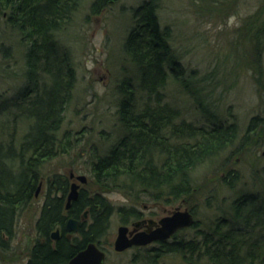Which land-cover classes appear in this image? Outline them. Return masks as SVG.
Instances as JSON below:
<instances>
[{
	"label": "rangeland",
	"instance_id": "obj_1",
	"mask_svg": "<svg viewBox=\"0 0 264 264\" xmlns=\"http://www.w3.org/2000/svg\"><path fill=\"white\" fill-rule=\"evenodd\" d=\"M143 1L116 0L93 13L92 0H81L71 21L57 33V41L68 52L76 74L72 98L64 107L58 132L63 148L59 147L57 155L43 162L36 194L21 209L8 247L0 249V264H25L29 248L37 238L35 221L45 197L46 179L53 174L66 179L67 194L74 182L78 192L97 191L113 206L100 248L105 252L104 264H209L202 256L191 260L166 247L159 250L158 244L155 249L150 244L116 251L113 243L118 227H131L136 222V217L127 218L120 208H132L140 211V218L158 220L175 209L192 207L195 219L204 228H208L209 219L216 217H226L228 225L235 228L229 211L234 200L242 194H257V202L264 206L263 128L251 137L242 152L234 151L233 145L194 168L191 178L197 189L186 199L156 200L149 195L134 199L117 188L118 184L103 187L93 181L92 160L96 155H104L122 131L117 116L122 80L129 78L137 87L135 68L126 60L122 44L133 23L132 9ZM159 4L160 24L171 29L164 101L178 109L179 118L193 125L212 127L235 122L242 135L249 118L264 106L262 88L255 80H264V40L254 53V40L249 38L243 20L259 10L263 13L264 0H159ZM24 51L19 36L1 17L0 143L17 144L26 130L22 106L32 92ZM173 66L178 72L171 69ZM229 169L239 175L232 189L227 184ZM79 175L85 177L84 182L77 178ZM201 226L178 229L171 240L188 239Z\"/></svg>",
	"mask_w": 264,
	"mask_h": 264
},
{
	"label": "trees",
	"instance_id": "obj_2",
	"mask_svg": "<svg viewBox=\"0 0 264 264\" xmlns=\"http://www.w3.org/2000/svg\"><path fill=\"white\" fill-rule=\"evenodd\" d=\"M113 1L116 0H92L90 10L97 13ZM80 2L0 0L1 9L6 12L5 22L25 47L26 77L32 92L22 106L26 130L21 140L17 144L0 143V249L8 247L21 209L37 191L43 162L57 155L59 147L63 148L58 132L64 107L72 98L76 74L56 35L71 21ZM159 6V0H145L132 9L133 23L122 47L126 60L135 68L137 87L129 78L122 80L117 103L120 137L104 155L94 157L91 171L97 185L118 184L117 188L134 199L149 195L156 200H178L196 192L191 178L194 168L230 146L234 145L238 152L247 148L251 137L264 129V106L249 118L242 135L235 122L204 127L179 118L178 109L164 101L171 29L161 26ZM243 24L248 26L245 30L254 40L256 53L264 40L260 39L264 36V12H255ZM4 49L8 51L9 47ZM255 80L264 96V80ZM228 173L227 184L232 189L239 175L233 169ZM46 183L35 221L37 238L25 264H63L90 241L103 247L113 213L107 198L97 191L88 193L81 189L65 213L66 179L53 174ZM262 185L264 188V170ZM257 196L242 194L229 206L235 228L228 225L226 217L208 218V228L195 219L191 227L201 229L195 230L192 237L173 240L165 247L191 260L202 256L209 264H264V206L257 202ZM120 209L127 218L138 216L132 208ZM84 210L88 219L81 222L76 237L69 240L62 231L52 241L51 231L56 227L63 229L67 217H77ZM189 210L194 215L195 209Z\"/></svg>",
	"mask_w": 264,
	"mask_h": 264
},
{
	"label": "water",
	"instance_id": "obj_3",
	"mask_svg": "<svg viewBox=\"0 0 264 264\" xmlns=\"http://www.w3.org/2000/svg\"><path fill=\"white\" fill-rule=\"evenodd\" d=\"M6 12H2L0 6V20L5 17ZM80 181L84 182V176L77 177ZM78 184L72 183L70 185L69 193L67 194L66 209L69 207L70 202L75 200L78 196ZM195 218L193 213L185 208L183 210L175 209L169 215L163 216L159 219L158 223L154 220H149L150 224H157L155 228L145 231H138L132 235V230L128 232V227L120 225L117 230V235L114 240V249L122 251L123 249L132 245H145L154 240H166L176 230L189 227L193 225ZM139 222L135 223L137 226ZM65 229L67 231H76L78 229V221L73 218H68ZM58 230L53 231L52 236L55 238ZM105 259V252L102 251L95 242H88L84 248L75 253L64 264H103Z\"/></svg>",
	"mask_w": 264,
	"mask_h": 264
},
{
	"label": "flooded vegetation",
	"instance_id": "obj_4",
	"mask_svg": "<svg viewBox=\"0 0 264 264\" xmlns=\"http://www.w3.org/2000/svg\"><path fill=\"white\" fill-rule=\"evenodd\" d=\"M71 176H73V175H71ZM36 194V193H35ZM78 197V196H77ZM77 199V198H76ZM75 199V200H76ZM73 201V200H72ZM71 201V202H72ZM70 202V203H71ZM71 205V204H70ZM70 205H69V207H70ZM68 207V208H69ZM67 208V209H68ZM86 215H87V212H86V210H84L83 212H81V213H79L78 214V216L77 217H75V216H69V217H67L66 218V221H65V224H64V227H63V229L61 228V227H56L55 229H54V231L55 230H58V233H57V235H56V237L54 238L53 236H52V233H53V231H51V233H50V238L52 239V241H56L58 238H59V236H60V234L62 233V231H64V235H65V237L67 238V239H69V240H72L74 237H76L77 235H78V230H79V226H80V224H81V222L82 221H86ZM88 217V216H87ZM68 218H73V219H76L77 221H78V229L76 230V231H67L66 229H65V226H66V222H67V220H68ZM160 219V218H159ZM159 219L158 220H154V221H156V223H158V221H159ZM149 220L150 219H145V218H140V211L138 212V216L136 217V222H139V224L137 225V226H135V223L136 222H133L132 224H131V227H128V232L129 231H131L132 230V235L135 233V232H138V231H145V230H150V229H153V228H155L156 227V225L157 224H150L149 223ZM191 227V226H190ZM176 233V232H175ZM175 233H173L168 239H166V240H154V241H151L150 243H147V244H145V245H132V246H130V247H145V246H147V245H152V247H154L155 245H159L160 247H158L159 248V250H162V247H163V249H165V245L166 244H168V243H171L173 240H171L173 237H175L174 236V234ZM96 243V242H95ZM97 244V243H96ZM98 245V244H97ZM85 247V246H84ZM83 247V248H84ZM98 247L99 248H101L102 249V247L101 246H99L98 245ZM156 247H154L153 249H155ZM157 248V249H158ZM82 249V248H81ZM81 249H79V250H81ZM78 250V251H79ZM77 251V252H78ZM117 251V250H116ZM76 252V253H77ZM107 252V251H106ZM106 257V256H105ZM151 258H152V256H150ZM105 260L106 259H104V262H105ZM68 261V260H67ZM66 261V262H67ZM65 262V263H66ZM64 264V263H63ZM104 264V263H103Z\"/></svg>",
	"mask_w": 264,
	"mask_h": 264
},
{
	"label": "bare ground",
	"instance_id": "obj_5",
	"mask_svg": "<svg viewBox=\"0 0 264 264\" xmlns=\"http://www.w3.org/2000/svg\"><path fill=\"white\" fill-rule=\"evenodd\" d=\"M1 10H2V9H1ZM2 12H3V11H2ZM175 67H176V66H175ZM175 67L173 66L172 69H174L175 71H177ZM177 72H178V71H177Z\"/></svg>",
	"mask_w": 264,
	"mask_h": 264
}]
</instances>
